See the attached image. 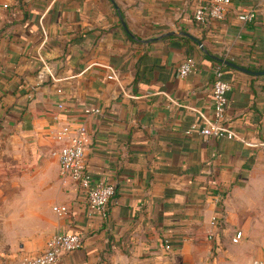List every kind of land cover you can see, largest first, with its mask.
I'll use <instances>...</instances> for the list:
<instances>
[{
    "label": "crops",
    "instance_id": "1",
    "mask_svg": "<svg viewBox=\"0 0 264 264\" xmlns=\"http://www.w3.org/2000/svg\"><path fill=\"white\" fill-rule=\"evenodd\" d=\"M202 2L0 0V264L65 232L83 246L57 264H264V0L206 23ZM219 66L234 139L200 133ZM62 124L87 126V170L116 187L106 217L61 180Z\"/></svg>",
    "mask_w": 264,
    "mask_h": 264
},
{
    "label": "built area",
    "instance_id": "2",
    "mask_svg": "<svg viewBox=\"0 0 264 264\" xmlns=\"http://www.w3.org/2000/svg\"><path fill=\"white\" fill-rule=\"evenodd\" d=\"M231 4V0H203L196 9L195 19L200 23H206L210 18L223 19L225 11ZM257 17V10L250 9L242 12L239 18L246 22H251ZM196 66V60L188 56L178 68L181 77H187ZM231 84L224 77L221 66L214 70V81L212 86L214 115L212 119L206 120V124L200 129L204 137L234 139L236 132L226 123V113L228 106V92ZM58 92H62L61 89ZM59 108H64V104H59ZM87 114H100V108H85ZM56 119H58L56 117ZM59 120V119H58ZM193 129V128H192ZM54 139L59 144L58 154L60 162V177L64 183H76L79 190L86 196L88 207L91 211L99 212L106 217L109 212L111 199L115 196L116 187L114 184L105 181L93 180L87 170V150L90 141V133L87 126L80 124H62L54 131ZM216 183V182H214ZM54 211L58 215H64L69 208L66 205H55ZM218 220H214V226ZM214 238L211 231L208 236ZM243 238V232L238 231L233 242L238 243ZM83 246V239L77 233H54L48 239L44 251L36 256H27L17 262L10 264H57L61 257L69 252L77 250ZM263 264V262H254Z\"/></svg>",
    "mask_w": 264,
    "mask_h": 264
},
{
    "label": "water",
    "instance_id": "3",
    "mask_svg": "<svg viewBox=\"0 0 264 264\" xmlns=\"http://www.w3.org/2000/svg\"><path fill=\"white\" fill-rule=\"evenodd\" d=\"M185 34V33H184ZM185 35H187V34H185ZM196 41L198 42V40L196 39ZM230 65H233L234 66V64H232L231 62H228ZM256 74H259V75H263L264 74V71H262V72H256Z\"/></svg>",
    "mask_w": 264,
    "mask_h": 264
},
{
    "label": "rangeland",
    "instance_id": "4",
    "mask_svg": "<svg viewBox=\"0 0 264 264\" xmlns=\"http://www.w3.org/2000/svg\"><path fill=\"white\" fill-rule=\"evenodd\" d=\"M233 233H236V231H235V232H233Z\"/></svg>",
    "mask_w": 264,
    "mask_h": 264
}]
</instances>
